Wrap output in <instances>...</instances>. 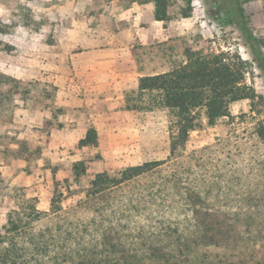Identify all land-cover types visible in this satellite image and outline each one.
I'll list each match as a JSON object with an SVG mask.
<instances>
[{
	"label": "rangeland",
	"instance_id": "374dc122",
	"mask_svg": "<svg viewBox=\"0 0 264 264\" xmlns=\"http://www.w3.org/2000/svg\"><path fill=\"white\" fill-rule=\"evenodd\" d=\"M107 1L0 0V264H264V144L255 133L264 71L252 47L264 61V0H193L188 18L185 2L171 0V20L138 52L143 70L175 68L188 49L250 64L245 83L258 97L191 132L177 155L170 114L134 109L144 102L133 83L67 89L76 81L72 31H112L92 5ZM239 4L250 42L231 13ZM88 127L97 145L79 148ZM78 161L88 174L79 182ZM146 162L161 165L87 199L93 174Z\"/></svg>",
	"mask_w": 264,
	"mask_h": 264
},
{
	"label": "trees",
	"instance_id": "16d2710c",
	"mask_svg": "<svg viewBox=\"0 0 264 264\" xmlns=\"http://www.w3.org/2000/svg\"><path fill=\"white\" fill-rule=\"evenodd\" d=\"M170 1L138 0L139 3H152L154 20L162 23L171 20L168 14ZM183 1L185 7L180 15L182 18H188L193 11V0ZM231 13H234L238 25L250 42L240 4ZM252 47L259 60L258 67L264 71L261 54L253 45ZM249 69L250 64L246 60L227 52L188 49L185 52V60L177 67L158 75L138 78L137 93L144 103L133 107L144 111L164 110L170 114L169 151L170 154L177 155L184 151L191 132L216 125L219 120L229 116L232 105L236 102L253 103L258 96L254 88L245 83ZM255 133L258 140L264 144V124L259 125ZM97 142L95 128L88 127L83 138L79 140L78 147L96 146ZM160 165V162H146L128 167L120 172L119 176L113 177L106 172L93 174L89 181L91 190L87 193V199L93 200L106 195V192L122 184L150 174ZM72 174L77 182L83 175H88L83 161H78L72 166ZM208 241L213 240L208 238ZM95 264L103 263L98 261Z\"/></svg>",
	"mask_w": 264,
	"mask_h": 264
},
{
	"label": "crops",
	"instance_id": "0c3cea01",
	"mask_svg": "<svg viewBox=\"0 0 264 264\" xmlns=\"http://www.w3.org/2000/svg\"><path fill=\"white\" fill-rule=\"evenodd\" d=\"M118 1L108 0L102 5L92 2L93 9L95 5L99 7L95 13L96 21L102 18L110 21L112 31L109 33L97 28L88 29L83 24L72 31L69 59L70 71L76 81L67 89L72 87L86 93L105 87L118 90L130 82L137 87L138 78L168 71L159 70L160 66L155 70H143L142 59L146 54L138 53L144 51V45L152 44L159 34L157 25L160 22L153 18V4L138 0ZM146 60L149 65L152 57Z\"/></svg>",
	"mask_w": 264,
	"mask_h": 264
},
{
	"label": "built area",
	"instance_id": "2783aa9c",
	"mask_svg": "<svg viewBox=\"0 0 264 264\" xmlns=\"http://www.w3.org/2000/svg\"><path fill=\"white\" fill-rule=\"evenodd\" d=\"M213 45H215V43L213 42Z\"/></svg>",
	"mask_w": 264,
	"mask_h": 264
}]
</instances>
